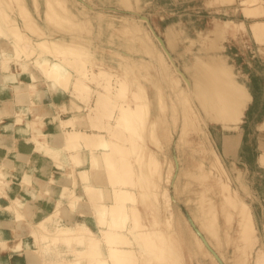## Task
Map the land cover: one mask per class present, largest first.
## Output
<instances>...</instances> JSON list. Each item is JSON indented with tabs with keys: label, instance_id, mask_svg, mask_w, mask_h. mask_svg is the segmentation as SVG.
<instances>
[{
	"label": "bare ground",
	"instance_id": "obj_1",
	"mask_svg": "<svg viewBox=\"0 0 264 264\" xmlns=\"http://www.w3.org/2000/svg\"><path fill=\"white\" fill-rule=\"evenodd\" d=\"M15 1H17V3L19 4L18 5L19 10L22 9L23 12H25L24 10H26V4L23 3L22 0H21V4L19 3L20 0H15ZM46 1H52V0H46ZM53 1H55V0H53ZM256 1L257 0H239V3L242 6H246L247 2H256ZM1 2H2V0H0V39L2 38V40L6 43V47L11 46L14 41L16 42V44H15V42L13 43L15 46L19 45V43L21 42L20 46L15 47V48L13 46V50H11L12 49L11 47H10V50H8V48L7 49L2 48L3 50L5 49L6 53H7V54H5L6 58L4 59V56L2 54L5 53V50H4V53H1L2 50L0 52V60H1V63L3 64L4 68L6 69V71L9 73L14 72L11 70V67H10L11 64L9 65V63L11 61L12 64H14L18 67L17 71L20 69L21 71L24 72L25 76H27V77L30 76L31 80H33V81L27 85L29 86V88H31V90L33 92L39 91L38 94L41 93V89L39 87L45 86V88H47L50 92L55 94V96L57 98H71V101H72L73 95H75V96L79 95L81 100H84V98L87 99L90 96L92 97V98L90 97L89 99L85 100L84 105H81L80 101H76L74 97L73 98L75 101H72L75 105H77L74 108H76V109H79L80 107L84 108L83 110H85V117H87L86 118L87 124L85 126H87V128H72L73 124L70 121H73L76 119V117L82 115V113L80 111H67V114L64 117V119L58 118V115L56 113L55 116H53V120L56 122V124L58 125V128L60 130V132H59L60 136H61L60 144L59 145L52 144L51 138H49V139L47 138L42 143L39 142L38 140H35L37 145H38L37 148L39 150L45 152L47 155L50 154L49 156H54L53 158H55V159H53V158L52 159L54 160V162L56 164V168L59 171V173L64 172V174H65V172H66L65 170H67V171L69 170L68 173H71L70 170H72L73 165L75 167H77V169H75V171L76 170L78 171L82 168H83L82 171H84V170H90V171L95 170L92 172H98L99 171V173H96L93 178L90 177V174L88 171L81 172V170H80V172H79L81 176L83 174V176H82L83 178L82 177L81 178L84 179L83 185L86 189V190L84 189L86 191L84 193V195L87 193L85 195V197L89 198V201L92 197V199L90 201L91 203L88 202V199H86V201H84L87 204H85L83 201H77L78 202L77 203L76 202V200H78L77 198L74 201L76 203L73 202V198L76 197L78 189H75V185L77 184V182L76 181L74 182L71 174H70V177H69V175H67L65 177V179H64L65 181L63 183H64V185H67V184L73 185V187L69 188L70 191H67V192L61 191L57 197V201L55 200V202H56L55 204H57L56 205V214H58L59 212L64 210V208L62 206H58L59 202H61V201H59V198H63V201H64V200H66L65 198L69 197L71 202L69 203L68 198H67L68 200H66V202L68 201L67 204H70V206L71 205L77 206V204L83 202V205L85 204L87 209H85L83 211L80 208V213H87V214H84V217L81 216L80 219L79 218L71 219L66 223H59V220H57L59 218H56V221H58V223L55 221L56 222L55 225H53V228L50 230L48 228V226H49L47 224L48 222L46 223V220L50 217L47 214L45 217H43L42 219H40L36 223L29 225L30 226V234H29L30 237H29L28 243H30L31 247L35 248L34 251L39 254V251H37L39 248V244L43 243L44 247L46 248L45 252L47 254L54 252L53 253L54 256H53V254H52V256L48 255L49 257H46V259H43L41 257V255H39L40 260H38V262L36 264H219L218 263L219 260H217L218 258L213 253H211L212 251L211 252L209 251V246H207L204 243L203 239H204L205 234L202 235V233H201V236H203V239H202L201 236L198 233H196L190 226H188V229H186V230L183 227V230H185V233H180V234L178 233L177 235H174L175 233L172 234L173 231H171V230L175 229L177 232L180 230V229L177 230V224H175V223H174L175 228H172V227H174L173 226L174 224H171V221H172L173 217H175L174 215L177 213H181V211L177 212V208L179 206H177L178 204L176 203V201L180 198L177 199L176 193H170L169 190L171 189L175 192L176 187L178 188L180 186V182L182 183V180H183L182 177L183 176L185 177V172H187V170L186 171L184 169L182 170L183 161H181L180 163H176L177 161L175 160V157L172 160L170 159L171 157L170 158L166 157L168 168L166 169V174L162 175L160 173V170H159L160 169V160L159 161L157 160V158L155 157L156 156L155 153L153 152L152 148H150L147 145V142L145 140V138L151 137V135L156 136L157 134H159L158 133L159 130L158 131L155 130L154 127L156 125V121H158L157 119L160 115V108L161 107L160 108L158 107L159 109L156 107V105L158 104V103H156V100H158V99H157V97H155L154 92L151 91L152 89L154 90V88L151 89V87H153L155 83L153 85H148L149 91L146 88V90L144 91L145 92L144 94L146 96H144V99L141 102H139L138 97H140V96L138 93H137L138 95L136 94L135 90H133L138 85L140 87V84H136L138 82L136 80L137 75L136 76H134L132 74L124 75V74H122L123 72L117 74V72L115 71L117 74V75L114 74L115 76H117L115 79H111L112 77H109L110 79L107 78L106 81L102 82L98 78H100V73L108 74V72L110 71V69L108 70V72L105 70L108 66V65H106V63H104L105 60L108 59L107 58L104 60V58H106V57L114 58L115 63L117 62L118 63L117 65L119 67H120V65H119L120 63L131 62L133 64L132 67H134V66H136L134 63L137 64V62H139V61L141 63V61L144 62L143 60H145V61L148 60V62L150 61L149 62L150 65L152 67L154 66L155 69L157 68V70L159 71L157 73L158 75L156 74L157 77L160 76V74H161L160 71L163 70L164 74L165 73L167 74V77L169 76V78H173V81L178 80L177 86L179 85L178 82L180 80L182 85H185L187 87V89L189 88L190 92L196 96L195 98H196V100H198V103L200 104V108H202V110H203L202 112H204L203 114L207 115L210 118L211 122H212V120L213 121H221L222 124H224L223 122H225L226 120H231V121L234 120L235 122H238L241 118L240 115L242 114L243 108H245V106L250 101V95L246 91V86L243 83H241L240 81L235 80L236 76H233L232 80H231L230 79L231 77H228V75H227V70H221L222 69L221 66H224L225 65L224 63L226 62L224 60V63L219 65V63H221L220 61H222L223 59H226L225 57L221 58L224 55H222L221 57H218L217 60L214 59L215 62H212V61H214V60H212L214 58V56H213L214 53L212 54V56H213L212 59H211V55H209V53L212 52L213 50L212 51L209 50L210 52L207 53L209 60H203L200 56L201 54L195 53V54L199 55V57L202 60L199 59L200 62L197 60L199 62V64H197V62H196V65L194 64L195 66L191 65V66H193V67H191L192 68L191 70L188 69L189 68L188 65L187 66L185 65L184 66L185 68L183 67L185 71L184 70L183 71L185 74H188V76H186L185 74L183 75V72L180 71L173 63L168 65L167 59H166L167 56L165 57V55H164L165 53L163 54L162 53L163 50L160 49L159 46L157 45V44H159V42L161 43V41H159V39L157 38V35L153 34V31L151 29H148L145 26V23L148 24L147 17L145 15L137 14V12L139 13V10L137 9L139 6L138 0L136 1V3H133L129 0H125V1L121 0L122 6L124 7V10H129L130 12L132 11V13L131 14L120 13L118 15L108 13L107 11H103V10H96L94 7L95 3H91L90 0H56L55 3L60 4L59 5L60 7L69 10V11L66 10V12H69V14L67 13V15L69 16V18H71L73 16V18H75L74 21H76V17H79L81 24H85V25L89 24L88 26H90V25H91L90 27L95 26L94 28L98 27L99 29H101V27L103 25L111 26V25L120 24L121 26H124L122 29V32H124L125 34L121 35V36L117 35L118 40L112 39L113 37H111L109 35L110 36V39L108 38L109 42L104 44V43L98 42L97 33H95L94 30L90 36H87V35L84 36V34L80 35L77 32H72V31H74L73 30L74 28H73V29H71L72 31L70 30L71 32L66 36V35L62 34L64 32H61V34L58 35L59 30L52 27V29H50L47 34H44V33H41V34L38 33L37 34L38 38H36V39L38 42L36 41V43H40V42L43 43V41L49 42V43L47 42L48 44L43 43L42 45L36 44V46H40V47L45 45L44 49H36L35 47H31V46H30L31 47L30 48L29 45L26 44V42L31 39V42L29 43V44H31V43H33L32 41L35 42V40H36V39H32L34 37L33 31L31 32L30 29H28L29 28L28 25L30 24V21H31L28 19V17H30V16H28V15L23 16L21 14L22 12L19 11L18 14L15 15V16L20 15L19 18L15 17V16L13 17L12 13H9V11L7 10L13 6L12 0H5L4 3H1ZM252 4H254V3H252ZM46 5L48 6L47 3H46ZM50 8H53V7H51V4H50V7L48 8V10ZM54 10H55V8H54ZM71 10L76 11V13L72 12ZM70 11H71V17H70ZM57 12H60V11H57ZM50 13H47V11H46L47 16ZM133 13H136L137 15H134ZM53 15H54V13H53ZM61 15L64 16V14H61ZM74 15L75 16L77 15V16L75 17ZM49 16H51V15H49ZM38 17L41 18V16H38ZM56 17H57V15H56ZM43 18H45V17H43ZM69 18H68V20H69ZM35 19L36 18H34L32 20L33 22L31 21V23L32 24L35 23L37 25L38 22H36ZM54 19H55V17H54ZM72 19H71V22H72ZM212 21L213 22H212L211 26L214 27L212 29H215V31H216L214 36L216 34H218L217 30H220L219 32L224 30L223 32H225V34L227 32L226 29L228 30V32H235V31L243 32V31H245L244 23H243L244 21H242V20H234V19H230V18L225 19V18L215 16L212 19ZM259 21H257L256 19L248 20V23L251 22V24L248 25L251 28L250 30H252V28H253L252 26H254V24H256L254 27L257 29H260L259 25H261V28H263L264 26H262V24H263L262 22H264V21L261 20L260 23H259ZM63 22H64V20H63ZM68 22H70V21H68ZM68 22H67V26H68ZM257 23H259V24H257ZM36 25L33 27L34 29L32 28V30H36V31L39 30L36 28ZM55 25H56V27H59L58 23ZM78 25H80L79 22H78ZM63 26H64V24H63ZM65 26H66V24H65ZM67 26L65 28H67ZM257 26H259V27H257ZM30 27H32V26L30 25ZM38 28H39V26H38ZM62 28H64V27H62ZM69 28H72V27H69ZM212 29H211V27H209V29L207 28L208 32L206 31V33H208L210 35V33H212L210 30H212ZM253 30H254V28H253ZM253 30L250 31L252 36L253 37L255 35L258 36L257 32H260V31L257 30V32H255L256 33L255 34V33H252ZM68 31H69V29H68ZM254 31H256V29ZM204 32H205V30H204ZM204 32L198 31L197 33H199V34H196L197 35L196 37H198V35H201V34L204 36L205 35ZM65 34H67V33H65ZM208 34L206 35V36H208L207 40L205 39L206 36L204 38L205 40L204 39H200V40H204V41L208 42L209 38L215 39L213 34H211L213 37L212 36L209 37ZM221 34H222V32H221ZM222 35H224V33ZM176 36H177V33H176ZM35 37H36V35H35ZM196 37H194V39H196ZM216 37H217V35H216ZM199 38H200V36H199ZM199 38H197L198 41H199ZM201 38H202V36H201ZM59 39H62L64 44H59L58 42H56ZM165 39H166V45L168 47H170L172 50H175L174 49L175 45L173 42L175 40V33L171 30L170 26L167 29ZM194 39H193V41H194ZM123 40H125L126 42L132 40V41H134L135 44H137V43H138V45H139V43L142 44V47H144V49H142V47L140 46L141 49L140 50L138 49V53H139V51H143V55L136 53L137 50L135 49L136 48L135 45L132 46L130 44V42L126 44V42L124 43ZM189 40H190V38H189ZM115 41H120L121 43L117 44ZM195 41H197V40H195ZM212 41H213V39H212ZM213 42H215V41H213ZM191 43H192V39H191ZM216 45H215V47H216ZM56 46L57 47L59 46V47L57 48ZM120 46H122V48ZM201 48H202L201 50H204V51L206 49V47H204V46ZM203 48H205V49H203ZM199 49H198V51H201ZM96 50L101 52L100 54H101L102 58L100 60L98 58L97 59L96 58H90V56L93 57V55L97 54ZM206 51H207V49H206ZM145 52L148 54V55L146 54L147 56L145 55ZM213 52H215V51H213ZM202 53H203V51H202ZM100 54H99V57H100ZM217 54H219V53H217ZM217 54L215 52L216 56H217ZM195 56L193 58L197 57V56L196 57ZM202 56H204V55L202 54ZM29 57L31 59H33V61L36 59V57H38L35 61L36 62L38 61L37 62L38 65L40 64L42 67H39L37 64L35 67L38 66L37 70L40 69V70H42L43 73L39 70L38 71L36 70V71L39 74L42 73L43 74L42 77H44V74L46 75L45 76L46 80L44 79L45 81L41 80L42 77H39V74L37 75L36 73H34L33 71L30 70L28 64H31V65H33V64H32V62L31 63L29 62V61H31V59H29ZM111 60L112 59H110L111 66L114 65L113 67H111V69H113L115 67V64L113 63V65H112ZM210 60H211V62H210ZM33 63L35 64V62H33ZM101 63L104 65L103 66L100 65ZM131 63H130V65H131ZM124 65L125 64H123L122 66H124ZM228 65H225L226 68H228L227 67ZM98 66H99V68H98ZM100 66H102V67L106 66V68L104 67L105 69H102V68H100ZM151 66H148V67H151ZM121 68L122 67H120L118 70H120ZM137 68L140 69L139 67H137ZM229 68L232 69L233 66H232V68H231V66ZM122 69L124 70V67ZM134 69H132V70H134ZM230 69L228 71H230ZM116 70H117V68H116ZM145 70H146V66H145ZM151 70H153V68ZM186 70L188 71V73H186L187 72ZM129 71L131 72V68ZM129 71H127V72H129ZM134 71H136V70H134ZM153 71H155V70H153ZM127 72H125V73H127ZM137 72H134V73H137ZM181 72H182V75H181ZM152 75L154 76V74H152ZM165 75L163 76V78L165 77ZM102 77H104V76H102ZM83 79L85 80V82L83 81ZM159 79H160V77H159ZM152 80L154 81V78ZM91 81L94 82V85L92 84ZM155 82H157V81H155ZM172 82H170V83H172ZM164 83H166V82H164ZM164 83H162V84L164 85ZM168 83L169 82H167V84ZM225 83L227 85L226 86L227 88L223 89V90L222 89L219 90V87L221 86V84H225ZM99 84H102V88L104 87V91L101 90V88L99 90V88H98ZM150 84H152V82ZM167 84H166V86H168ZM181 84H180V87H182ZM111 86H116V87H114L113 90L115 92L114 93L115 96H117V97H113V96L111 97L110 96L111 95L110 90L113 88V87L111 88ZM185 86H183L184 89H186ZM115 88H116V90H115ZM166 88H168V87H166ZM172 88L175 89V87H172ZM223 88H225V87L223 86ZM170 89H171V87H170ZM176 89H177V87H176ZM184 89H182V90H184ZM80 90H85V91L80 92ZM113 90H112V92H113ZM162 90L164 91V89H162ZM167 90H169V89H167ZM179 92L180 91H178V93ZM71 94H73V95L70 97L69 95H71ZM187 94H190V93L188 92ZM136 96H138V97H136ZM191 96H190V98H192ZM140 99H142V98H140ZM162 99L163 98L161 96L159 103L164 106L165 102ZM192 100H194V99H192ZM71 101H69V102H71ZM166 102H167V100H166ZM155 103H156V105H155ZM63 104H65V102L61 103V105H63ZM160 104H159V106H160ZM62 107L64 108L65 105H63ZM175 107H177V106H175ZM33 108H35V107L33 106ZM65 108L67 109L68 107H65ZM170 110H172V109H170ZM173 110H174V108H173ZM199 112H200V110H199ZM42 115H43V113L38 115L39 124H43ZM179 115H181V113ZM201 115H202V113H201ZM177 116H178V114H177ZM183 116L185 117L184 114H183ZM201 118H202V116H200V118H198V119H201ZM181 120H183V119H181ZM204 120H206V119H204ZM204 120H202L203 123H204ZM175 121H177V120H175ZM162 123H163V121H162ZM215 123L216 122H214V124ZM68 124L69 125L72 124V125L68 126L67 128L62 129L63 125L66 126ZM164 124H165V122H164ZM190 124H192L191 121H190ZM198 124H200V122ZM227 124L229 125L230 123L226 122V124H224V125H227ZM165 125L167 126V124H165ZM200 125H203V124H200ZM205 125L206 124L204 123V126ZM224 125H222V126H224ZM196 126H198L197 128H199V125H196ZM168 127L169 126H167V128ZM176 127L178 128L179 124ZM187 127L188 126H186V128ZM224 127H226V126H224ZM201 128H202V126H201ZM193 129H194V127H193ZM204 129H205V127H204ZM33 130L37 135L42 134L41 128L36 126V125H33ZM175 131H176V136L173 138H178V136L180 135V131H177V130H175ZM182 131H181V134H182ZM200 131L201 130H199V129H198V132L193 131L195 138L193 136L192 137L197 140L196 147L194 145L195 150H196L195 152H197V155L196 156L194 155V157H193V155L190 156V158L192 157V159H193V160L190 159V161L192 160L194 163L197 162V165H198L197 167L199 168V170H197V169L195 170L193 168V169H191V171L193 170L192 172L190 171V172H187V174H186V176L190 175V176H188L190 178L192 176V179H193V177H195L196 182L198 181L201 184H203V185H201L202 188H200V184H199V187H198L199 189L196 188L197 193H195L194 196H196V194H198L197 199L199 201H203L204 204L208 203L210 201V199H213L211 197L214 194V192L210 198H206L207 196H205V195L207 193L205 191L207 190V192H208V189L211 188V190L215 189L214 191H216V195H217V192H221V191L223 192L224 191V197L227 196V199H229L228 197L230 196V194H228V192H230V191H229V187L227 185L229 183H227V184L225 183V181H224L225 178H224V180H222L221 177L218 178V176L220 175V172L222 174L221 170H223L220 159H219L217 153L215 152L216 150L214 151V149H213L214 147L212 148L213 145H211L212 143L210 144L209 137H208L209 140H207V138H205L206 133L205 132L200 133ZM163 132H162V135H163ZM190 132H191V129H190ZM145 133L147 135H144ZM172 133H173V131H172ZM172 133H170V135ZM204 133H205V135H204ZM105 134L106 135L108 134L109 137H106ZM183 134H184V132H183ZM183 134L181 135V137L183 136ZM189 137L192 141H194L193 143H195V140L193 138H191L190 133H189L188 138L187 137L186 138L189 139ZM151 139H152V137H151ZM179 139H180V137L176 140L178 141ZM182 140L183 139H181V141ZM170 141H171V139L169 140V142ZM184 141L186 142L185 139H184ZM184 141H183V143H184ZM152 142L155 143V140L154 139H153V141L151 140V143ZM172 142H174L173 139H172ZM180 143H181V145H179V146H182L183 145L182 142H180ZM155 145H157V144H155ZM176 145L177 144H175V146ZM184 146H186V145L184 144ZM62 147L66 148V151L68 153L66 155V157H63L60 153H58L59 149ZM183 147H181V148H183ZM178 148H176V151ZM184 149H185V147H184ZM190 150H191V148H190ZM193 151H194V149L192 150V152ZM179 152H181V151H179ZM186 154H188V153L186 152ZM176 158H178V157H176ZM180 158H181V156L179 157V161H180ZM187 158L189 159V156ZM182 159H184V158H182ZM71 164H72V168H71ZM184 165H185V163H184ZM195 166H196V164H195ZM191 167H193V166H191ZM186 168L189 169L190 166H189V168L188 167H186ZM223 173H225V172L223 171ZM66 174H67V172H66ZM223 176H225V175H223ZM186 180H187V178H186ZM189 180H191V179H189ZM80 181H81V179H80ZM184 182H185V180L183 181V183ZM186 182H188V181H186ZM226 182H228V181H226ZM192 183H193V181H192ZM2 184H3V182L0 179V186H2ZM184 187L186 188V185ZM203 187H206V188H203ZM192 188H195V186H192ZM63 189H65V187ZM63 189H60V190H63ZM84 190H83V192H84ZM182 190H183V188L181 190L179 189L178 193ZM186 190H188V189H186ZM190 191L192 192V190H190ZM189 192L187 193V195L189 194ZM191 192H190V194H191ZM231 192H234V191L232 190ZM91 193L94 194L93 196H95V198H93V196L89 197V195ZM204 193H206V194H204ZM180 194H183V197H184V195L186 193L184 194L182 192ZM209 195H208V197H209ZM216 195L214 194V196H216ZM97 196H99V197H97ZM183 197H181V198H183ZM188 197H186V195H185V198H188ZM230 197H232V196H230ZM96 198L101 203L98 204V203H94L92 201L94 199L95 202H98V201H96ZM218 198L216 201H218ZM233 198H234V196H233ZM190 199H192V197L189 198V200ZM234 200H236V198H234ZM212 201H210V202H212ZM214 201H215V199H214ZM229 201H231V200H229ZM184 202H185V200H184ZM196 202H198V201H196ZM13 203H14V206L16 207V209L22 208L24 205L23 200L20 198H16L15 200H13ZM224 203H227V202H224ZM90 204H92L93 208L90 207L91 206ZM94 204H96V208L98 207L97 208L98 210L96 211L98 214L95 212L97 214V216H95L96 219H94V216H92V220L94 219V221H90L89 220L90 217L88 216V214H92V215L95 214L91 211L92 209L95 208ZM189 204H190V201H189ZM189 204L186 205V206H188V208H189ZM191 204L193 205L194 202L193 203L191 202ZM195 204H197V203H195ZM214 205H216V203ZM70 206L68 207L69 211L73 212V210H70ZM204 206H206V205H204ZM204 206H203V208H204ZM75 207H73V208H75ZM89 207H90V209H89ZM73 208H71V209H73ZM78 208H79V205H78ZM224 208L227 209L226 205L224 206ZM76 209L77 208H75V210ZM215 209L218 210V208H216V207H215ZM192 210H193V208H192ZM204 210L205 209H203V212H204ZM90 212H92V213H90ZM192 213H194V216L196 215L195 212H192ZM213 213L214 212H212V214ZM222 213H224V211H222ZM246 213H247V211H246ZM212 214H210L209 216H212ZM215 214L218 215L217 211ZM247 214H249V213H247ZM50 215L53 216L52 212ZM138 215L140 216V218H138ZM177 215H176V218H177ZM197 215H199V217H200V214H197ZM204 215H206V214H204ZM15 216L17 217V223H18L17 226L20 229V226H21L20 220H21L22 216L20 215V213L18 211L16 212ZM182 216H184V214ZM191 216H192V214H191ZM194 216H192V217H194ZM88 217H89V219H88ZM179 218H180V220H179ZM179 218H178V220L180 221V223H178V224H181V217H179ZM209 218L210 217H208L207 219H209ZM156 219H158V222H156L157 221ZM175 219L173 220V222L175 221ZM192 219H194V221H195L196 218H192ZM204 219H205V217H204ZM185 220L187 221V219H185ZM201 220H203V219H201ZM201 220H200V222H201ZM210 220L214 221V220H212V217ZM203 222H204V220H203ZM217 222H218V220H217ZM196 223H197V221H196ZM185 224L188 225V222H186ZM211 224H212V222H211ZM197 225L200 226V223ZM179 227H180V225H179ZM206 232H207V230H206ZM60 233H65L67 235L66 236L67 238L64 237V238H66L65 244L67 246L59 251L58 249L57 250H54V249L57 248L55 246L57 239H55V238L59 239L58 234H60ZM56 235H58V237H56ZM62 235H64V234H62ZM62 235H61V238H62ZM69 238L75 239V241H76L75 246H71L72 242H70L71 240ZM205 238H206V236H205ZM208 238H209V236H208ZM209 240H210V238L207 241L209 242ZM63 242H64V240H63ZM208 242H207V244H208ZM210 243H212V242H210ZM213 244H215V243H213ZM0 245L3 247L6 246V244L4 242H1ZM50 245H53V247H50ZM17 248H19V245H17ZM181 249L185 252L186 256H188V257H186L184 254H180V257H178V254H176V253H180ZM217 249H220L219 246ZM51 250H54V251H51ZM217 251H219V250H217ZM220 253L221 252H219L218 255ZM222 256H221V258H222ZM223 258H225V260H226L225 255ZM225 260H224V262H225Z\"/></svg>",
	"mask_w": 264,
	"mask_h": 264
},
{
	"label": "rangeland",
	"instance_id": "obj_2",
	"mask_svg": "<svg viewBox=\"0 0 264 264\" xmlns=\"http://www.w3.org/2000/svg\"><path fill=\"white\" fill-rule=\"evenodd\" d=\"M4 1L5 0H2L1 3H4ZM22 1H23V3L26 4V10H24L25 12H23L22 9L19 10V6H18L19 4L15 0H12L13 6L10 8L8 7L9 9H7V10L9 11V13H12L13 17L16 14H18V12L20 11V12H22L21 14L23 16H25V15L30 16V17H28V19L31 21L34 18H36L35 20H36V22H38L37 25L39 26V28L35 23L32 24L31 21H30V24L28 25V27H29L28 29H30L31 32L33 31L34 37L32 39L38 38V35H37L38 33L47 34L49 32V30L52 29V27L59 30L58 35H60L61 32H64L62 34L66 35V36L72 31L71 29H73V28H74L73 29L74 31H72V32H77L80 35L84 34V36L85 35L90 36L94 30L95 33H97L98 42H101L104 44L109 42L108 38L110 39V36L113 37L112 39L118 40V36L125 34L124 32H122V29L124 26H121L120 24L111 25V26L103 25L101 27V29H99L98 27L94 28L95 26L90 27L91 25L88 26L89 24L88 25L81 24L80 18L76 17L77 15L76 16L74 15L76 17V21H74L75 18H73V16L71 17V11L75 12V13H76V11L71 10L70 11V17L71 18H69V16L67 15V13L69 14V12H66V10H68V9L60 7L59 6L60 4L55 3L56 0L55 1H53V0L52 1L22 0ZM90 1H91V3H95L94 7L96 10L107 11L108 13H112L115 15H118L120 13H122V14H131L132 13V11L130 12L129 10H124V7L122 6L121 0H90ZM122 1H125V0H122ZM129 1L136 3L137 0H129ZM19 3L21 4V0ZM46 3L48 4V6L46 5ZM138 3H139V6L137 9L139 10V13L137 12V14L145 15L147 17L148 24L145 23V26H146V28L151 29L153 31V34L157 35V38L159 39V41H161V43L159 42V44H157V45L159 46L160 49L163 50L162 53L163 54L165 53L164 54L165 57L167 56L166 59H167L168 65L173 63L180 71L183 72V75H184L185 74L184 73V71H185L184 66L185 65L186 66L188 65V67H189L188 69L191 70L192 69L191 67L195 66L196 62H197V64H199V62H200L199 59L202 58L203 60H209L207 53L210 52L209 50H211V51L213 50L216 52V54L217 53H219V54H217V56H216L215 52H213V51L210 52L211 54L209 53V55H211V59L214 56V58L212 60H214V59L217 60L218 57H221L222 55H224L221 58L225 57L226 59H223L222 61H220L221 63H219V65L223 64L224 60H225L226 62L224 64L225 65L229 64L231 66V68H232V66H233V68L230 69L229 65L227 66L228 68H226V66L224 65L225 67L221 66V68H222L221 70H227V75H228V77H231L230 78L231 80H232L233 76H236V78L234 77L235 80L243 83L246 86V91L250 95V101L245 106V108H243L242 114L240 115L241 116L240 120L238 122H235L234 120H232V121L226 120L223 123L224 124H226V122L230 123L229 124L230 126L228 124L224 125V124H222L221 121H213L212 120V122H211L210 118L207 115L203 114L204 112H202L203 110H202V108H200V104L198 103V100H196V98H195L196 96L190 92L189 88L187 89V87L185 85H182L180 80L178 82L179 85L177 86L178 80L177 81L174 80L176 82L175 83L173 81V78H169V76L167 77L166 73H165L166 75L164 74L163 70H161L162 72L160 71L161 74H160V76L157 77V75H158L157 73L159 71L157 70V68L155 69L154 66L152 67L149 63L150 61L148 62V60L147 61L143 60L144 62L141 61V63L139 61V62H137V64L134 63L136 65L134 67H132L133 64L131 62L120 63L119 64L120 67H122V68L124 67V70L122 68L120 70H118L120 67L117 65L118 64L117 62L115 63L114 58H110V57L104 58V60L108 58L104 62V63H106V65H108L107 68H106V66H104L106 69L104 67H102L104 64H102V63L100 64V65H102V66H100V68L105 69L107 72L110 69V71L112 72L111 73L109 71L108 74L100 73V78H98V79L101 80L102 82L106 81L107 78L110 79L109 77H112L111 79H115L117 77L114 75V74H116V72H117V74L123 72L122 74H124V75H127V74H132L134 76L137 75L138 77L136 76V80L138 82L136 84H140V87L138 85L137 86L138 88L135 87L133 90L136 91V94L137 93L139 94L140 97L136 96V97H138L139 102H141L144 99V96H146L144 94L145 93L144 91L146 90V88L149 91L148 85H153L155 83L154 86L151 87V89L154 88V90L152 89L151 91L154 92L155 97H157V99H158V100H156V103H158V104L156 105V103H155L156 107L162 108V109L160 108V115H159V117L157 119L158 121H156V125L154 127L155 130H157V131L159 130L158 131L159 134H157L156 136L151 135L152 139H151V137H147V138H145V140L147 142V145L150 148H152L153 152L156 155L155 157L157 158V160L158 161L160 160V169L159 170H160V173L162 175L166 174V169L168 168V164H167V158L168 157L169 158L171 157L170 158L171 160L174 159V157H175V160L177 161L176 163H180L181 161H183L182 170L183 169L185 171L187 170V172H190L191 169H193V168L195 170L196 169L199 170V168L197 167L198 166L197 162L194 163L192 161L193 160L192 157L190 158L191 155H193V157H194V155L195 156L197 155V152H195L197 140L194 139L195 137H194L193 131L198 132V129L201 130L200 133H203V132L206 133L205 138H207V140L210 139L209 142H210V144L212 143L211 144V145H213L212 148L214 147L213 149H214V151L216 150L215 152L217 153V155L220 159L223 170H221L222 174L220 172L221 176L218 174L219 175L218 178L221 177L222 180H224V178H225V180H224L225 183L226 184L229 183V184H227L229 187V191H230V192H228V194H230V196H232V197H230L228 194L227 195L229 196L228 197L229 199H227V196L224 197V191L223 192L221 191L222 193L217 192V195H216V191H214L215 189L211 190V188L209 187L210 189H208V192H207V190L205 191L207 194L204 193V194H206L205 196H207L206 198H210L211 195L213 194V192L216 196H214V194H213L211 197L213 199H210V201H212V200L213 201L212 202L209 201L208 203L204 204L203 201H199L197 199L198 194H196V196H194V194L197 193L196 192L197 189H199L198 188L199 184H200V188H202L201 185H203V184H201L198 181L196 182L195 177H193V179H192V176H191V178L188 177L190 175L186 176L187 172H185V177L187 178V180L183 176L182 177L183 178L182 183L180 182V186L178 188L176 187L175 192L171 189L169 190L170 193H176L177 199L180 198V199H178L180 202L176 199L177 200L176 203L178 204L177 206H179L177 208V212L181 211V213H177L179 216L177 214H175L174 215L175 217H173V219L171 221V224H174V223L177 224V230L178 229H180V230L177 232L174 229L177 233L174 230H171V231H173L172 234L175 233L174 235H177L178 233L179 234L185 233V230L188 229V226H190L200 236H201V233H202V235L205 234L204 239H203V236H201V238L204 240V243L207 246H209V251L210 252L212 251L211 253H213L218 258V259L217 258L216 259L219 260L218 261L219 264H264V236H263L264 231L262 232L261 229L259 228L260 227L259 222H261L262 218L264 217V29H263L264 27L261 28V25H259L260 27L259 26H257V27H259L260 29H257L254 27L256 24H254V26H252V27L254 28V30L256 29V31H254L252 28V30H253L252 33L257 32V30H259L260 32H257L258 36L255 35L253 37L251 32H250L252 30H250L251 28L248 26L251 24V22L248 23V20H250V19H256L257 21H259V20L264 21V0H257L256 2H247L246 6H242L239 3V0H225V1L224 0L223 1L222 0H138ZM252 3H254V4H252ZM50 4H51V7H53V8H50L48 10V8L50 7ZM54 8H55V10H54ZM46 11H47V13H50V12L51 13L48 14V16H47ZM57 11H60V12H57ZM53 13H54V15H53ZM61 14H64V16ZM133 14L137 15L136 13H133ZM49 15H51V16H49ZM56 15H57V17H56ZM19 16L20 15L15 16V17L19 18ZM38 16H41V18H39ZM42 16L45 18H43ZM215 16L225 18V19L230 18V19H234V20H242V21H244L243 23H244L245 31H243V32H241V31L228 32V30L225 28L227 31L226 34H225V32H223L224 30L221 31L222 34L224 33V35H222L221 32H219L220 30H217L218 34H216L217 35V37H216V35L214 36L216 31H215V29H212L214 27L211 26L212 22L214 21V20L212 21V19ZM54 17H55V19H54ZM68 18H69V20H68ZM71 19H72V22H71ZM63 20H64V22H63ZM68 21H70L71 23ZM77 21L79 22L80 25H78ZM260 21H259V23H260ZM67 22H68V26L70 25L69 27H72V28H69L67 26ZM57 23L59 24V27H56L55 24H57ZM62 23L64 24V26ZM259 23H257V24H259ZM262 23L264 24V22H262ZM65 24H66L67 28L69 29V31L67 28H65L66 27ZM263 24H262V26H264ZM30 25L32 27H30ZM35 25H36V28L39 29L38 31L32 30V28ZM169 26L171 27V30L175 33V40L173 41L174 45H175L174 46L175 50H172L170 47H168L166 45L165 35H166L167 29ZM62 27H64L65 29ZM209 27H211V29H212V30H210L212 33L209 32L210 35L208 33H206V31L208 32L207 28L209 29ZM204 30H205V32H204ZM198 31L199 32L203 31L205 33V35L203 36L201 34V35H198V37H196L197 36L196 34H199V33H197ZM65 33H67V34H65ZM176 33H177V36H176ZM207 34L209 35V37L212 36L211 34H213L215 39L209 38V40H210V41L208 40L209 43L207 41H204L205 39L206 40L208 39V36H206ZM35 35H36V37H35ZM199 36H200V38H199ZM201 36H202V38H201ZM205 36H206V38H205ZM194 37H196V39H194ZM189 38H190V40H189ZM197 38H199V41ZM62 39H59L56 42H58L59 44H64ZM191 39H192V43H191ZM193 39H194V41L195 40H197V41L194 42ZM200 39H204V40H200ZM212 39L215 42H213ZM36 41H37V39L35 40V42L32 41L33 43L29 44L31 42V39H30L27 41L28 43L26 42V44L29 45V47L30 46L35 47L36 49H44L45 45L40 47V46H36V44L42 45L43 43L44 44L49 43L48 41H43V43H41V42L36 43ZM115 42L117 44L121 43L120 41H115ZM123 42L125 43L126 41L123 40ZM129 42L132 46H134V45L136 46V48H135L137 50L136 53H138V49L139 50L141 49L142 44H140V43H139V45H138V43L135 44L134 41H132V40L126 42V44ZM13 43L11 46L5 47V49L8 48V50H10V47H11L12 48L11 50H13V46H14V48L18 47V46H20L21 42L17 46H15ZM15 44H16V42H15ZM215 45H216V47H215ZM203 46L206 47L207 51L205 48H203V49H205V51L201 50L202 49L201 47H203ZM120 47L122 48V46H120ZM142 49H144V47H142ZM198 49L201 51H198ZM4 50L2 49V52L1 51L0 52L4 53ZM202 51H203V53H202ZM96 53H97V54H95L96 56L93 55V57L90 56V58H96V59L98 58L100 60L102 58L101 54H100L101 52L96 50ZM193 53L194 54L195 53L201 54L200 55L201 58L199 57V55L195 54L197 56L196 57ZM5 54H7L6 50H5V53L2 54L4 56V59L6 58ZM99 54H100V57H99ZM138 54L143 55V51H139ZM146 54L147 53L145 52V55ZM202 54L204 56H202ZM212 54H213V56H212ZM194 56L196 58H193ZM37 58L38 57H36V59ZM29 59H31V58L29 57ZM110 59H112L111 60L112 65L114 63L115 67L117 66L116 67L117 70L115 67H114L115 69L114 68L111 69V67H113L114 65L111 66ZM35 60L33 61V59H31V61H29V62L30 63L32 62L33 65L28 64V66H29L31 71H33L34 73H36L38 75L39 73H37V71L39 70L42 72V70H40V69L37 70V68H38V66L39 67H42V66L40 64L38 65V63H37L38 61L36 62ZM33 62H35V64ZM210 62H211V60H210ZM212 62H215V60ZM130 63H131V65H130ZM36 64L38 65L37 67H35ZM121 64L122 65L125 64L126 66L125 65L122 66ZM147 65L151 66V67H148ZM191 65H193V66H191ZM145 66H146V70H145ZM129 67L131 68V72L129 71L130 70ZM137 67H139L140 69H138ZM98 68H99V66H98ZM152 68L155 71L151 70ZM132 69H134L136 71H134ZM229 69L231 72L228 71ZM112 70L114 72L115 71L116 72L114 73ZM124 71L125 72L129 71V72L125 73ZM133 71L134 72L138 71V72L134 73ZM182 72H181V75H182ZM42 73L39 74V77L43 76ZM186 73H188V71ZM152 74H154L155 77ZM164 75L166 78L165 77L163 78ZM185 75L188 76V74H185ZM45 76L46 75L44 74V77H42L41 80H44L46 78ZM102 76H104V77H102ZM159 77H160V79H159ZM153 78H154V81L152 80ZM83 81L85 82L84 79H83ZM155 81H157V82H155ZM91 82L94 85V82L93 81H91ZM149 82L150 83L152 82V84H150ZM164 82H166V83H164ZM167 82H169V83L167 84ZM170 82H172V83H170ZM162 83H164V85ZM166 84L168 86H166ZM180 84L182 87H180ZM222 85L225 88H223ZM98 86H99L98 87L99 90L101 88V90L104 91V87L102 88V84H99ZM183 86H185L186 89H184ZM226 86H227L226 83L221 84V86L219 87V90L226 89L227 88ZM114 87H116V86H111L112 89L111 88H110L111 90L109 89L111 91V95H110L111 97L112 96L117 97L114 94L115 93L113 90ZM166 87H168V88H166ZM170 87L172 90L170 89ZM172 87H175V89ZM176 87H177V89H176ZM181 88L184 90H182ZM162 89H164V91ZM167 89H169V90H167ZM112 90H113V92H112ZM115 90H116V88H115ZM81 91L83 92L85 90H80V92ZM178 91H180V92L178 93ZM188 92L190 94H187ZM72 95L73 94H71L69 96L71 97ZM78 96L79 95H76V96L73 95V97L75 98L76 101H80L81 105H84L85 104L84 101L91 97L90 96L87 99L84 98V100H81L80 96L79 97ZM161 96L163 98L162 100L166 103V104L164 103V106L159 103ZM190 96L192 98H190ZM73 97H72V99H73L72 101H75ZM140 98H142V99H140ZM190 99L191 100L194 99V100L191 101ZM166 100H167V102H166ZM69 101H71V98H66L67 103L65 102L66 104H63V105H65V107H68L67 109L65 107L63 108L62 107L63 105L58 107L57 112H56L58 115V118L64 119V117L67 114V111H80L82 113V115L76 117L75 120L70 121L73 124L72 128H87V126H85L87 124V119H86L87 117H85V110H83L84 108L80 107L79 109H76L74 107H76L77 105H75L72 101H71L72 103ZM159 104H160V106H159ZM175 106H177V107H175ZM173 108H174V110H173ZM170 109H172V110H170ZM199 110H200V112H199ZM180 113H181V115H179ZM201 113H202V115H201ZM177 114L179 117L177 116ZM183 114L185 115V117L183 116ZM200 116H202V118L198 119V118H200ZM181 119H183V120H181ZM204 119H206V120H204ZM175 120H177V121H175ZM197 120L200 122V124H203V125L198 124L199 122ZM202 120H204V123L206 124L205 126H204V123ZM162 121H163V123H162ZM190 121L192 124H190ZM164 122H165V124H167V126H169L168 128L164 124ZM214 122H216V123L214 124ZM178 124H179V127L177 128L176 126H178ZM221 124L226 126V127L222 126ZM71 125H69V124L66 126L63 125L62 129L67 128L68 126H71ZM185 125L188 127L186 128ZM196 125H199V128H197L198 126H196ZM201 126H202V128H201ZM193 127H194V129H193ZM204 127H205V129H204ZM190 129H191L192 133L190 132ZM175 130L180 131V135L178 136V138L180 137V139L178 141L176 140L178 138H173L176 136ZM161 131L162 132L164 131L163 135H162ZM172 131H173V133H172ZM181 131H182V134L184 132V134L182 136L183 138L181 137V135H182ZM170 133H172L173 135L172 134L170 135ZM189 133L191 135V138L194 137L193 139L195 140V143H193L194 141H192L190 139V137H189L190 140L187 139L189 136ZM205 133H204V135H205ZM144 135H147V134L145 133ZM105 136L109 137L108 134L107 135L105 134ZM208 137H209V139H208ZM153 139L155 140V143L154 142L151 143V140L153 141ZM170 139H171V141L169 142ZM172 139L174 142H172ZM181 139H183V140L181 141ZM184 139L186 140L187 143L184 141ZM183 141H184V143H183ZM180 142H182V144H183L182 146H179V145H181ZM155 144H157V145H155ZM175 144H177L178 146L177 145L175 146ZM184 144L186 146H184ZM194 145H195V147H194ZM183 146L185 147V149ZM175 147L176 148L179 147L181 150L178 148L176 151ZM181 147H183V148H181ZM190 148H191V150H190ZM193 149H194V151L192 152ZM178 150L181 152H179ZM186 152L188 154H186ZM58 153H60L63 157H66V155L68 154L66 151V148H63V147L59 149ZM180 156H181V158L179 161ZM186 156L187 157L189 156V159ZM53 157L54 156H50V158H53ZM176 157H178V158H176ZM182 158H184V159H182ZM53 159H55V158H53ZM190 159H192V160L190 161ZM184 163H185V165H184ZM195 164H196V166H195ZM189 166H190V168H189ZM191 166H193V167H191ZM186 167H188L189 169H187ZM71 168H72V164H71ZM75 169H77V167H75L73 165L72 170H70L71 173H68L69 170L68 171L65 170L67 172V174L65 172V174H66L65 175L63 172L60 175H63L62 177L65 178L67 175H69V177H70V174H71L74 182L75 181L77 182V184L75 185V189H78V191H77L76 197L73 198V202L75 201L76 198L78 199V200H76V202L77 201H83L84 202V201H86V199H88V202H90L92 199L91 196H93L94 194L91 193L92 195L91 194L89 195V197H91L90 201H89V198L85 197V195L87 193L84 195V193L86 192L85 191L86 189L83 185L84 184V179H82L83 174L81 176L79 172H80V170H81V172L88 171L90 174V177L93 178L96 173H99V171L98 172H92L95 170H91V171L90 170H84V171H82V169H83L82 168L78 171L76 170L77 171L76 172ZM223 171L225 173H223ZM57 173H58V171H57ZM223 175H225V176H223ZM80 179H81V181H80ZM189 179H191L193 181V183ZM184 180H185V182L183 183ZM186 181H188L189 183ZM226 181H228V182H226ZM50 182L54 183L55 179L53 177H51ZM185 185H186V188L184 187ZM192 186H195V188H192ZM64 187L66 190L63 189ZM70 187H73V185H70V184L64 185L63 184L61 187V189H63V190H60V192L61 191H65V192L70 191V189H69ZM182 188L184 191L182 190L178 193L179 189L181 190ZM203 188H206V187H203ZM186 189H188V190H186ZM83 190H84V192H83ZM190 190H192V192ZM232 190L234 192H231ZM189 191L191 192V194ZM182 192L184 194L186 193L185 194L186 197H188V196L189 197L185 198V195L183 197V194H180ZM188 192L190 195L189 194L187 195ZM208 195H209V197H208ZM233 196H234V198H236V200L237 199L238 200L237 201L234 200ZM97 197H99V196H97ZM181 197H183V198H181ZM191 197H192V199L189 200V198H191ZM67 198L69 199V203H70L71 202L70 198L69 197H67ZM67 198H65V199L68 200ZM93 198H95V196H93ZM217 198H218V201H216ZM183 199L185 200V202ZM214 199H215V201H214ZM66 200H64V201L66 202ZM188 200L190 201V204H189ZM195 200L198 202H196ZM229 200H231V201L233 200V201L231 202ZM59 201H61V202H59L58 206H62L64 208V210L59 212L58 214H56V209H55L54 211H52L53 216L50 215L51 212L48 214L50 216L48 219L49 220L51 219V220L49 221L46 218L47 219L46 223L48 222L47 224L50 226V227L48 226V228L50 230L53 228V225H55L56 222L58 223V221H56V218H59V219H57V220H59V223H66L71 219H77V218L80 219L81 216L84 217V214H87V213H80V208L83 211L85 209H87V207L85 206V204H87V203H85V202H84L85 203L84 205H83V202H81V203L77 204V206L75 205L76 206L75 207L73 205L70 206V204H67L68 201L66 202V204L68 206L62 205V203H64L63 198H59ZM92 201L94 203H98V204L101 203L97 200V198H96V201H98V202H95L94 199ZM223 201L227 202V203H224ZM76 202H74V203H76ZM191 202L192 203L194 202V204L192 205ZM195 203H197V204H195ZM215 203H216V205H214ZM188 204H189V208H188V206H186ZM203 204L206 206H204ZM78 205H79V208H78ZM90 205H91L90 207L93 208L92 204H90ZM225 205H226L227 209L224 208ZM69 206H70V210H73V212L71 211L72 213L69 211V208H68ZM72 206L77 208V209L75 210V208H73ZM94 206H95V208L91 210L93 213H95L98 210L97 209L98 207L96 208V204H94ZM203 206H204V208H203ZM90 207H89V209H90ZM191 207L193 208V210ZM215 207L218 208V210L215 209ZM71 208H73V209H71ZM203 209H205L204 210V212L206 211L205 213L203 212ZM216 211H217L218 215L215 214ZM222 211H224L225 214L222 213ZM246 211L249 214H247ZM92 212H90V213H92ZM192 212H195L196 217L194 216V213H192ZM207 212L208 213L210 212V213L208 214ZM212 212H214V213L212 214ZM96 213L93 215L88 214V216L90 217V219H89V217H88V219L90 221H94V219H96L95 216H97V214H98V213L97 214ZM74 214H78V216L74 215ZM183 214H184V216H182ZM191 214L194 217H192ZM197 214H200V217ZM204 214H206V215H204ZM210 214H212V216H209ZM176 215H177V218H176ZM92 216H94L93 220H92ZM179 217H181V224H178V223H180ZM204 217H205V219H204ZM208 217H210V218L207 219ZM211 217H212V220H214V221L210 220ZM138 218H140L139 215H138ZM178 218H179V220H178ZM192 218H196L195 221ZM174 219H175V221L173 222ZM185 219H187V221ZM201 219H203L204 222ZM156 220H157L156 222H158V219H156ZM200 220H201V222H200ZM217 220H218V222H217ZM255 220L258 222V224L255 222ZM196 221H197V223H196ZM186 222H188V225L185 224ZM211 222H212V224H211ZM199 223H200V226L197 225ZM175 224L173 225L174 227H172V228H175ZM179 225H180V227H179ZM183 227L185 230H183ZM206 230H207V232H206ZM60 234L61 235L64 234V235H62V238H61ZM60 234H58L59 239L55 238V239H57V241L55 243V246L57 248L54 250L58 249L60 251L61 249L65 248L67 246L65 244V242H66L65 240L67 238L66 237L67 235L65 233H60ZM58 235H56V237H58ZM205 236H206V238H205ZM208 236L210 238L209 242L207 241L209 239ZM64 237H66V238H64ZM69 239L71 240L70 242H72L71 246H75V244H76L75 239L74 238H72V239L69 238ZM63 240H64V242H63ZM207 242H208V244H207ZM210 242H212V243H210ZM213 243H215V244H213ZM218 246L220 249H217ZM50 247H53V245H50ZM45 250H46V248L44 247V244L40 243L37 251H39V255H41V257L43 259H46V257H49L48 255L52 256V254L54 253L53 252V253L47 254L45 252ZM54 250H51V251H54ZM217 250H219V251H217ZM219 252H221V253L218 255ZM35 254H36V252H35ZM176 254H178V257H180V254H184L186 256L185 252L182 249H181L180 253H176ZM224 255L226 257V260H225V258H223ZM53 256H54V254H53ZM221 256L223 259L221 258ZM186 257H188V256H186ZM224 260H225V262H224Z\"/></svg>",
	"mask_w": 264,
	"mask_h": 264
},
{
	"label": "crops",
	"instance_id": "obj_3",
	"mask_svg": "<svg viewBox=\"0 0 264 264\" xmlns=\"http://www.w3.org/2000/svg\"><path fill=\"white\" fill-rule=\"evenodd\" d=\"M5 47L1 38L0 51ZM10 64L15 73L7 72L0 60V243L6 244L0 245V264H36L40 256L28 243L29 225L56 209L55 200L65 178L54 160L37 148L35 140L42 143L51 138L52 144H60V130L53 116L66 98H57L44 86L39 87L41 93L33 92L27 85L33 81L30 76L17 71L11 61ZM41 113L43 124L38 121ZM33 125L41 128V135L34 132ZM51 177L54 183L50 182ZM16 198L23 200L22 208L14 206ZM17 211L22 216L20 229ZM259 226L263 232L264 217Z\"/></svg>",
	"mask_w": 264,
	"mask_h": 264
}]
</instances>
